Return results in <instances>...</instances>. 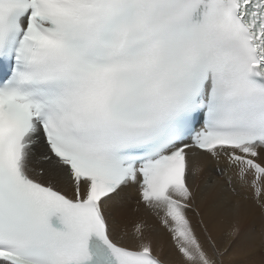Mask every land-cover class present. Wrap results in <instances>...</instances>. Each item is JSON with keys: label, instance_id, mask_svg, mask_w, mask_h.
<instances>
[{"label": "snow or ice", "instance_id": "obj_1", "mask_svg": "<svg viewBox=\"0 0 264 264\" xmlns=\"http://www.w3.org/2000/svg\"><path fill=\"white\" fill-rule=\"evenodd\" d=\"M0 264H264V0H0Z\"/></svg>", "mask_w": 264, "mask_h": 264}, {"label": "bare ground", "instance_id": "obj_2", "mask_svg": "<svg viewBox=\"0 0 264 264\" xmlns=\"http://www.w3.org/2000/svg\"><path fill=\"white\" fill-rule=\"evenodd\" d=\"M141 215H142V214H141ZM135 218H136V217H132V219L129 220V222H128V226H129V228L131 227V225H132V223L134 222ZM166 252H167V249H165V254H166Z\"/></svg>", "mask_w": 264, "mask_h": 264}]
</instances>
